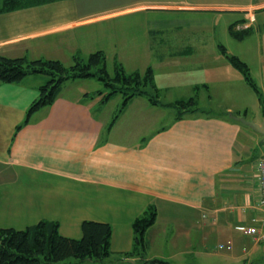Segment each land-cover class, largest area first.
<instances>
[{
  "label": "crops",
  "instance_id": "crops-1",
  "mask_svg": "<svg viewBox=\"0 0 264 264\" xmlns=\"http://www.w3.org/2000/svg\"><path fill=\"white\" fill-rule=\"evenodd\" d=\"M169 13L175 16L170 21L181 24L146 26L142 46L132 49L157 50L160 60L177 58L187 62L185 68L201 69L198 81L185 79L179 88L187 98L195 85H204V92L220 99L218 108L198 106L197 112L186 111L179 119L174 115L163 124L160 115L147 119L145 114L105 121L88 104L94 94L75 88V80L23 124L44 77L1 82L0 228L19 230L54 220L62 236L77 240L82 222L107 223L113 254L105 263L112 264L131 249V224L152 205L156 220L145 233V259L264 264V242L242 231L247 226L264 230L257 166L264 143L259 133L228 116L264 122V0L55 1L0 13V55L51 59L49 51L43 54L51 50L43 46L47 42L72 58L80 54L83 39L100 43L103 31L124 18L155 25L168 23ZM219 17L226 19L220 27L211 21ZM230 24L248 34L234 38ZM151 30L161 33L151 35ZM206 34L212 38H203ZM220 46L227 54L231 47L229 55L246 63L259 96L225 60ZM194 60L201 64L194 66ZM249 88L256 97L252 106L244 98ZM76 89L79 97L63 93ZM204 92L197 93L198 103Z\"/></svg>",
  "mask_w": 264,
  "mask_h": 264
},
{
  "label": "trees",
  "instance_id": "trees-1",
  "mask_svg": "<svg viewBox=\"0 0 264 264\" xmlns=\"http://www.w3.org/2000/svg\"><path fill=\"white\" fill-rule=\"evenodd\" d=\"M55 1L63 0H0V13L55 3ZM233 26L234 24H230L228 30L234 38L239 40L248 34L247 31L235 32ZM149 33L157 35L161 31L151 30ZM161 41L162 39L159 40V43ZM159 43L157 42V44ZM154 52H156L154 56L157 60L162 59L157 50ZM220 53L243 75L245 83L258 95L257 86L248 73L246 63L234 55L227 54L222 46H220ZM73 59V64L65 67L60 60L41 58L29 60L25 56L8 58L0 55V83H18L26 76L34 74L44 77L43 84L38 87V96L26 111V119L23 124H26L38 110L48 108L59 97V93L68 81L98 78L110 91L105 92V95L101 91H96V93L102 94V99L107 101L118 93L122 94L124 101L121 109L128 105V100L133 96L149 97L150 91L158 94V89L152 79L151 67H148L143 73L140 71L126 73L117 63L114 75L110 76L105 69L103 51H95L87 59L82 57ZM203 87L205 86L195 85L194 95L174 102V106L181 109L176 119L181 118L186 111L197 110V93ZM96 93L94 94L97 95ZM156 95L154 97L151 95L149 100L155 102V99L158 98ZM155 103L157 104V102ZM260 105L263 108L261 100ZM155 220L156 209L150 205L131 224L134 239L131 249L119 254L118 259L112 264H167L158 259H145L148 246L145 233ZM58 228L59 224L54 220H42L19 230L0 228V264H107L106 260L112 257L113 253L110 250L112 229L109 224L84 221L80 226L82 235L77 240L62 236Z\"/></svg>",
  "mask_w": 264,
  "mask_h": 264
},
{
  "label": "rangeland",
  "instance_id": "rangeland-1",
  "mask_svg": "<svg viewBox=\"0 0 264 264\" xmlns=\"http://www.w3.org/2000/svg\"><path fill=\"white\" fill-rule=\"evenodd\" d=\"M169 14L167 16V19H169L168 23L165 21H158V24L155 23V25H152V23H150V25H145L144 19L136 18L135 20H132L129 18H124V21L121 20L122 22L120 21V23H117L115 25L113 24L112 27L106 29L107 31H103L102 35L104 36L101 35L102 38H99V40L101 41L100 43L93 44L95 42L93 39L90 40V37L87 38V41L86 39H83L78 46L79 49L81 48L80 54L76 52L77 54H74L72 58H70V56L68 57L65 55H61L63 54V52H61L60 48H55V46H53L54 44L47 42H44L43 46H46V48L50 47L51 50L47 48L48 50H44L43 54L49 55L50 53V55H52V58L60 60L65 67H69L73 64L74 57H82L83 59H87V57L91 53L98 50V47H102L101 49L104 52L105 58V69L107 70L110 76L114 75V68L117 63L122 66L126 73H131L134 71H140L143 73L148 67H151L152 79L154 81L155 87L158 89V94L156 95L153 91H150L149 97L151 95L153 97L156 95L158 97L157 99H155V102H157V104L155 102H151V100H149V97L139 95L130 98L127 102L128 105L121 109L123 104L122 102L124 101L122 94L118 93L115 97H111L108 101L106 99L103 100L102 94H98L96 93V91H101L103 92V95H105V92H108V90L110 91V89H107L102 83V81H99L98 78L94 77L90 79L85 78L81 80H76L75 88L79 87L82 91L97 94V96L94 94L95 99H88V104L94 107L93 111H95L96 115H98L99 118H102L105 121L108 120V118H111V120L114 121L117 119V117H121L123 114L127 116L136 115L138 117L140 116V114H145L147 119H151V117H158V115H160V118L162 119L160 120L161 124L167 123L171 119V117H174V115H177L181 111L180 108L174 106V102L176 100L179 101L180 98H185V89H182V86L179 88L180 84L184 82L185 79L190 81H198L200 79L199 75H203V73L200 71L201 69L199 70L198 68H185L184 64H187V62L182 63V60H179L177 58H171V60L166 61L157 60L154 56V53L156 52L153 53L152 51L151 54L149 50L144 51L143 48L133 50L132 46H142L143 41L140 35H145L146 26H149L148 28H155L154 26L159 25H166L170 27L171 25L181 24V21L179 20L170 21L172 19L174 20L175 16L173 15L174 17H172V15ZM163 16L164 15H162V17ZM149 19L150 21L153 20L151 18H148V20ZM208 19H210V17ZM211 21L213 22V25H217L218 27H220L224 24V21H226V19L223 17H219L218 19L213 18V20ZM206 24H208V22H206ZM183 31L184 30L180 32L182 33ZM89 35H91V32L89 33ZM205 37L210 38L211 36L209 34H206L203 38ZM219 40L222 41L221 38H219ZM212 50L213 49H208L207 53L212 52ZM213 51H216V48H214ZM228 51L230 54L232 48L229 47ZM57 52L59 53L60 58L56 56L58 54ZM46 59L47 58H44V60ZM32 60H35V58H33ZM198 62L199 64H201L200 61L194 60L193 65L195 66V64ZM213 66L214 65H211V67ZM229 72L234 74L236 71L234 69H231V71ZM70 82H66L65 85H70ZM168 86H170L171 88H167ZM76 90L77 92H73L72 90H64L63 93L79 97L80 93L78 89ZM201 92H204V89H201ZM210 95L211 93L209 92V90H206V92H204L201 97H204L207 100L201 98L202 102H199L198 106H202L204 108L211 107L217 109V105H219L218 103L220 99H217L215 94H212V97H210ZM254 97V93H252L251 89L249 88V93L247 92L244 95V98H246V100L250 99V101H247L250 102V106H252V104L254 103ZM101 99L102 101L99 103ZM197 110L195 112H197Z\"/></svg>",
  "mask_w": 264,
  "mask_h": 264
},
{
  "label": "built area",
  "instance_id": "built-area-1",
  "mask_svg": "<svg viewBox=\"0 0 264 264\" xmlns=\"http://www.w3.org/2000/svg\"><path fill=\"white\" fill-rule=\"evenodd\" d=\"M262 155L259 157L257 166H258V177H259V188H260V205L264 208V151L261 153ZM253 222L255 220L253 219ZM242 231L245 235H250L254 238V241L264 242V230H258L254 226H247V228H242ZM219 249L224 248L222 245L217 246Z\"/></svg>",
  "mask_w": 264,
  "mask_h": 264
},
{
  "label": "water",
  "instance_id": "water-1",
  "mask_svg": "<svg viewBox=\"0 0 264 264\" xmlns=\"http://www.w3.org/2000/svg\"><path fill=\"white\" fill-rule=\"evenodd\" d=\"M229 118L238 121L246 126H248L252 131H256L257 133H259L262 136V140L261 143H264V122H261L260 124L250 121V120H246L243 116L239 117L236 115L228 114Z\"/></svg>",
  "mask_w": 264,
  "mask_h": 264
}]
</instances>
